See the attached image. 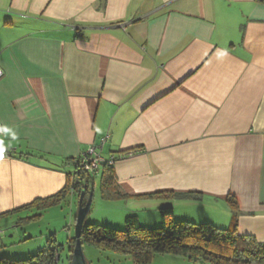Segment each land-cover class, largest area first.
I'll return each mask as SVG.
<instances>
[{
    "label": "crops",
    "instance_id": "obj_1",
    "mask_svg": "<svg viewBox=\"0 0 264 264\" xmlns=\"http://www.w3.org/2000/svg\"><path fill=\"white\" fill-rule=\"evenodd\" d=\"M0 69V220L96 146L139 225L230 229V196L264 243V0H0Z\"/></svg>",
    "mask_w": 264,
    "mask_h": 264
},
{
    "label": "trees",
    "instance_id": "obj_2",
    "mask_svg": "<svg viewBox=\"0 0 264 264\" xmlns=\"http://www.w3.org/2000/svg\"><path fill=\"white\" fill-rule=\"evenodd\" d=\"M78 158L74 161V173L65 187L56 195L35 200L19 210L35 209L38 213L60 205L67 197L85 192L83 205L90 193L94 176L77 169ZM113 166L103 165L100 172V193L102 199L120 200L113 182ZM75 178L74 180H72ZM77 180V182H75ZM72 190V191H71ZM196 200L197 194L161 193L150 195ZM79 198V196H78ZM232 212L230 229L218 228L211 223H193L174 219L171 207L158 209L159 226L147 228L138 224L135 217L125 219L124 229L83 223L80 232L81 244L125 255L133 264H149L153 255H173L186 258L193 264H264V243L253 237L237 233L238 206L233 197H227ZM0 215V218L6 216ZM37 217V216H36ZM74 239L69 242V253L73 250ZM60 246L50 236L44 247L36 254L23 260L0 258V264H56L59 261ZM58 258V260H57ZM70 260V257H69Z\"/></svg>",
    "mask_w": 264,
    "mask_h": 264
},
{
    "label": "rangeland",
    "instance_id": "obj_3",
    "mask_svg": "<svg viewBox=\"0 0 264 264\" xmlns=\"http://www.w3.org/2000/svg\"><path fill=\"white\" fill-rule=\"evenodd\" d=\"M99 178H94L91 206L84 222L124 229L128 214L127 201L102 199ZM78 193L68 197L60 205L44 212H26L20 216L0 220V258L23 260L41 250L50 236H54L60 246L59 261L56 264H69V242L74 239L75 217L78 211ZM158 215V214H157ZM37 216V217H36ZM159 223H149L147 228H157ZM87 264H133L129 257L104 251L93 246H81ZM149 264H193L186 258L173 255L152 256Z\"/></svg>",
    "mask_w": 264,
    "mask_h": 264
},
{
    "label": "built area",
    "instance_id": "obj_4",
    "mask_svg": "<svg viewBox=\"0 0 264 264\" xmlns=\"http://www.w3.org/2000/svg\"><path fill=\"white\" fill-rule=\"evenodd\" d=\"M3 73L0 69V79L2 78ZM2 134V129L0 127V135ZM7 153L3 150H0V158H4ZM116 159L110 157L109 159H103L100 155V147L91 146L89 149L78 157L77 169L83 173H87L90 176H96L100 173V170L103 165L107 164L108 166H113ZM73 178L72 180H74ZM77 182V180H75ZM72 191V190H71ZM58 260V258H57Z\"/></svg>",
    "mask_w": 264,
    "mask_h": 264
},
{
    "label": "water",
    "instance_id": "obj_5",
    "mask_svg": "<svg viewBox=\"0 0 264 264\" xmlns=\"http://www.w3.org/2000/svg\"><path fill=\"white\" fill-rule=\"evenodd\" d=\"M85 198V192L82 191L78 198V211L77 215L75 217V226H74V247L70 255L69 264H87L85 261V257L83 255L82 249H81V241H80V232L81 228L83 226L84 220L86 215L88 214L91 206V200H92V193L90 192L88 194V197L85 201V204L83 205V201Z\"/></svg>",
    "mask_w": 264,
    "mask_h": 264
}]
</instances>
